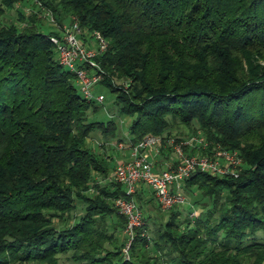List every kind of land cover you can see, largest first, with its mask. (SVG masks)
<instances>
[{
	"label": "trees",
	"instance_id": "16d2710c",
	"mask_svg": "<svg viewBox=\"0 0 264 264\" xmlns=\"http://www.w3.org/2000/svg\"><path fill=\"white\" fill-rule=\"evenodd\" d=\"M21 1L0 0V264H62L61 253L80 264H264V237L253 236L264 229V0H39L60 24L77 16L109 38L98 84L133 116L129 136L60 61L58 30L20 7L5 19ZM178 121L239 149L244 168L193 171L185 189L211 205L184 217L172 207L157 227L146 210L127 256L114 138L167 141ZM137 197L143 210L160 205L145 182Z\"/></svg>",
	"mask_w": 264,
	"mask_h": 264
},
{
	"label": "built area",
	"instance_id": "2783aa9c",
	"mask_svg": "<svg viewBox=\"0 0 264 264\" xmlns=\"http://www.w3.org/2000/svg\"><path fill=\"white\" fill-rule=\"evenodd\" d=\"M49 11L52 21L60 26V30L52 34L60 61L77 74L84 95L104 101L106 94L97 92L95 87L104 77L98 55L108 48L109 38L100 30L84 29L77 16L60 24L53 11ZM129 142L128 139L116 142L119 148L130 147L131 155L119 159L113 170V176L125 183L127 191V194L116 198V205L128 216L126 231L130 238L125 245L127 256H130L136 226L145 221V212L136 198L141 183L150 185L159 204L169 209L186 201V178L193 171L202 169L237 176L244 168L245 159L239 149L221 143L212 145L202 132L181 141H177L175 136H170L166 141L161 134H148L140 141ZM169 145L173 151L165 158V165H159L155 156ZM194 147H198V150H191Z\"/></svg>",
	"mask_w": 264,
	"mask_h": 264
},
{
	"label": "rangeland",
	"instance_id": "374dc122",
	"mask_svg": "<svg viewBox=\"0 0 264 264\" xmlns=\"http://www.w3.org/2000/svg\"><path fill=\"white\" fill-rule=\"evenodd\" d=\"M41 5V8H40ZM39 5V0H24L19 2V4L17 5V7L12 8L11 10H8V12L6 13L5 19L7 21H10L12 19H19L20 18V13H19V7L23 8L27 14L32 13V12H37V19L42 22L41 23V29L45 30V31H51V30H60V26L56 23H54L51 19V16L48 15L49 9L48 7L42 3ZM95 90L97 92L103 91L106 94V109L102 110L99 112V116H106V115H110V113L112 114H117L119 117L117 118L120 121V130L121 133L123 135L129 136V127H128V123L130 122L131 118L133 116L131 115H127V114H118L117 113V108L118 105L115 101V93L111 90L110 87L106 86V85H102V84H98L95 87ZM172 133L171 136H175L177 141H181V140H185L189 137H191L194 134H197L199 132H193L192 129L181 122H176L172 127H171ZM106 138V137H102L100 136V134H96L94 137L91 138V142L94 146H100V142H102V139ZM119 139L114 138L115 143L118 141ZM103 144H105L104 148L105 151H108L109 148L107 147V144H109V142H107L106 140ZM102 144V143H101ZM102 144V145H103ZM212 145H215L212 141H211ZM112 145V144H109ZM168 147V146H166ZM194 148H198V147H194ZM194 148H191V150H193ZM168 151L172 152L173 148L168 147L167 148ZM198 149H196L195 151H197ZM122 151V149L119 148H112L111 153L113 155H115L116 160H113L115 163L119 160L117 159V156L120 154V152ZM123 152V151H122ZM168 156V155H167ZM166 153L163 155V159L167 158ZM159 163H161V159L158 161ZM162 166V165H161ZM195 188L197 189L196 192L193 193H189L188 190L185 189V193L187 196V199L184 203L179 204L176 206V208H181L182 209V214L181 217H184L186 214H189L190 212V206L194 208L193 210V214H198L200 213L201 210H206L208 208V206L211 205L210 201L211 199L209 198V196H205L202 194V190L201 188H199L198 186H195ZM200 197V202H196L194 199L196 197ZM136 198L137 200H140L137 197V193H136ZM194 198V199H193ZM175 207V206H174ZM147 212H151V214L153 215V217L155 216L157 222H156V227L160 224V222L162 220H166L171 212V208L169 209H164L161 205H158V203L155 202H150V204H147L146 207L144 208V211L146 213ZM155 225V224H153ZM126 233V232H125ZM125 233H120V239L123 240V238L125 237ZM253 236H255L256 238H263L264 237V229H259ZM61 262L62 264H80L78 261H75L73 258L70 257L69 253H61Z\"/></svg>",
	"mask_w": 264,
	"mask_h": 264
},
{
	"label": "crops",
	"instance_id": "0c3cea01",
	"mask_svg": "<svg viewBox=\"0 0 264 264\" xmlns=\"http://www.w3.org/2000/svg\"><path fill=\"white\" fill-rule=\"evenodd\" d=\"M120 149H122V151L120 152V154L117 156V159H122V158H127L131 155V148L130 147H126V148H119V151ZM165 154V152L163 151L161 154H157L155 156V159L157 160H160L161 159V163H158L159 165L160 164H163L165 165V160L166 159H163V155ZM167 156V155H166Z\"/></svg>",
	"mask_w": 264,
	"mask_h": 264
}]
</instances>
